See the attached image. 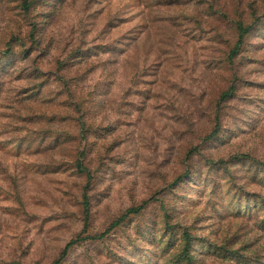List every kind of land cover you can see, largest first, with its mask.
<instances>
[{
	"label": "rangeland",
	"instance_id": "rangeland-1",
	"mask_svg": "<svg viewBox=\"0 0 264 264\" xmlns=\"http://www.w3.org/2000/svg\"><path fill=\"white\" fill-rule=\"evenodd\" d=\"M25 1L0 0V264H264V0Z\"/></svg>",
	"mask_w": 264,
	"mask_h": 264
},
{
	"label": "trees",
	"instance_id": "trees-1",
	"mask_svg": "<svg viewBox=\"0 0 264 264\" xmlns=\"http://www.w3.org/2000/svg\"><path fill=\"white\" fill-rule=\"evenodd\" d=\"M28 7H29V5L27 4V2L25 0H22L21 10L23 11V13H27ZM233 30H234V35H235V42L227 54V60H230L231 58H233L240 51V48L243 46L244 40L246 39V37L250 31V25H245L242 21H235L233 23ZM232 90H233V87L230 86L224 93H222L220 95V99H228L230 97L229 95L232 92ZM215 118L217 119L216 116H215ZM214 134H215V132L213 130L208 137H211ZM217 163L221 164V161H218ZM77 169L79 171H82L80 163L77 164ZM85 171L86 170H84L83 172H84V175L88 181L89 180V174ZM141 207H142L141 205H138V206L127 209L122 215H120L119 217L114 219L109 224L108 228L104 232L100 233L97 236L95 235V236L87 237V239H89V240L101 239L106 234L107 231L117 227L119 224H121L123 221H125L128 216L138 214V212L142 209ZM82 216H83V220L86 221V219L88 217V203H87V199H86L85 195L82 196ZM181 237H182L183 243L186 247L190 241L189 237L186 235V233H182ZM73 241L68 242L63 247V249L60 252L59 257H62L65 255L67 249L73 244ZM51 264H58V260L53 261ZM186 264H189L188 260H186Z\"/></svg>",
	"mask_w": 264,
	"mask_h": 264
}]
</instances>
